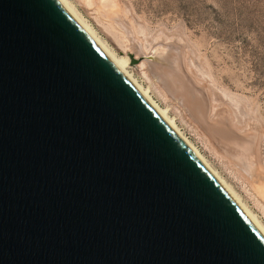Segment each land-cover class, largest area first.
I'll return each instance as SVG.
<instances>
[{
    "label": "water",
    "instance_id": "obj_1",
    "mask_svg": "<svg viewBox=\"0 0 264 264\" xmlns=\"http://www.w3.org/2000/svg\"><path fill=\"white\" fill-rule=\"evenodd\" d=\"M0 264H264V236L59 0H0Z\"/></svg>",
    "mask_w": 264,
    "mask_h": 264
},
{
    "label": "rangeland",
    "instance_id": "obj_2",
    "mask_svg": "<svg viewBox=\"0 0 264 264\" xmlns=\"http://www.w3.org/2000/svg\"><path fill=\"white\" fill-rule=\"evenodd\" d=\"M68 1L109 49L130 57V74L149 88L152 99L167 109L180 132L264 226V191L252 185L205 129L224 121L234 135L250 138L251 160L264 172V0ZM112 11L122 14L127 31ZM132 41L141 45L139 55L130 48ZM166 49L203 97L202 125L150 74L149 62L155 65L168 56L163 55Z\"/></svg>",
    "mask_w": 264,
    "mask_h": 264
},
{
    "label": "bare ground",
    "instance_id": "obj_3",
    "mask_svg": "<svg viewBox=\"0 0 264 264\" xmlns=\"http://www.w3.org/2000/svg\"><path fill=\"white\" fill-rule=\"evenodd\" d=\"M64 8L68 11L71 17L84 29V31L91 37V39L97 44L106 57L122 72L125 76L134 84L139 93L145 98V100L154 108L158 115L166 122V124L174 131V133L188 146L197 159L207 168V170L214 176V178L223 186L228 192L231 198L236 202L239 208L247 216V218L253 223V225L264 236V226L258 220L256 215L242 202L238 194L232 189V187L210 166L207 160L202 156L198 149L186 138L180 130L177 128L174 119L169 116L167 109L161 107L156 101H154L149 94V88L143 87L137 80L130 74L127 69L130 63V57L128 55H120L109 49L104 40H102L91 26L79 16L75 7L69 3L68 0H59ZM117 11V10H114ZM112 11L113 18L127 31V26L122 14ZM129 30V29H128ZM129 32V31H128ZM130 36V35H129ZM131 41V40H130ZM130 48L136 53L140 54L141 45L136 44L134 41L130 43ZM182 48V47H181ZM175 51H182L176 48ZM168 55L154 65L149 62V71L153 75L155 80L162 87L166 95L172 96L177 100L191 115V117L200 125L204 121V102L203 97L198 91L190 86L188 82L183 78L182 72L179 68L178 60L174 55V52L163 54ZM132 57V56H131ZM163 57V56H162ZM138 65V64H137ZM143 63H140L142 66ZM174 101V100H173ZM220 120V119H219ZM222 121V120H221ZM204 126V125H203ZM207 133L211 136L216 146L226 155L238 169L249 178L252 185L259 190L264 191V172L258 169V165L255 160H251L253 142L248 137H238L230 130L229 127L223 122H217L214 125L207 124L205 127ZM252 133V132H251ZM250 134V133H249ZM252 135V134H251ZM250 182V183H251Z\"/></svg>",
    "mask_w": 264,
    "mask_h": 264
}]
</instances>
